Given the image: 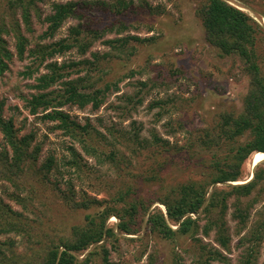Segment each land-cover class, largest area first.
<instances>
[{"label": "rangeland", "instance_id": "obj_1", "mask_svg": "<svg viewBox=\"0 0 264 264\" xmlns=\"http://www.w3.org/2000/svg\"><path fill=\"white\" fill-rule=\"evenodd\" d=\"M10 1L0 0V29L7 32L3 39L12 54L8 71L0 77L2 118L12 121L18 135L33 134V145L41 147L36 168L49 156L54 157L55 165L44 181L26 182L21 195L25 207L11 200L14 188L0 182V201L19 213L22 224L28 226L26 233L0 236V244L13 242L11 252L19 264H25L33 256H41L39 250L50 242L57 245L68 237L71 227L83 226L87 215L110 211L114 215L108 217L105 226L113 229L114 235L91 246L79 256L80 260L88 258V264H201L209 261V251H219L223 260L212 264H241L252 244L241 247L239 242L255 232V224L260 221L258 205L250 210L249 223L241 232L231 222V210L228 211L232 241L227 251L216 246L213 234L204 237L201 231L173 240L162 239L150 231L143 210L131 225V234L117 229L116 213L125 204L142 201L149 207L148 212L154 208L164 212L156 200L188 181H209L213 156L221 161L234 147L223 141L214 153L215 150H203L196 141L205 130L218 129L223 116L240 115L249 90L242 61L234 55H221L205 39L196 11L208 0H124L129 5L120 14L110 8L117 0H35L30 12V31L25 27L21 11L12 9ZM67 2L75 3L76 17L67 19L53 38L42 39L47 29L45 18L52 13L53 4ZM226 3L243 7L239 10L264 30L256 18L264 21V0ZM73 28H78L86 41L92 40L94 33L99 36L84 55L73 49L42 64L29 55L37 46L70 37ZM19 34L26 39L23 59L16 55ZM259 38L256 48L263 71L264 35ZM116 39L124 41V47L114 50L105 44ZM51 62L65 66L63 72H73L71 79H82L90 91L109 87L97 110L91 106L61 109L70 119L81 126L89 125L93 132L105 137L103 140L99 135L95 142L104 154L113 149L109 145L112 137L120 136L113 131L132 132L134 128H139L140 138L148 142L152 141V134L157 135L165 142L164 147L138 150L136 154L133 149L127 150L124 156L128 160L121 162L118 165L121 170H117L113 165L99 164L86 156L78 143L54 130L58 123L42 119L50 110L31 115L25 101L36 94L31 87L38 77L47 73L46 65ZM72 64L80 65L71 68ZM25 72L32 75L28 77ZM61 89L57 84L51 90ZM237 142L241 143V139ZM71 145L81 156L78 172L64 164L71 159L68 150ZM2 149L5 144L0 133V152ZM251 156L241 167V179L230 185L252 179L255 169L251 168ZM248 200L245 198L244 202ZM71 202L88 204V208L74 210ZM203 223L199 222V228ZM258 246L254 264H264V239Z\"/></svg>", "mask_w": 264, "mask_h": 264}, {"label": "trees", "instance_id": "obj_2", "mask_svg": "<svg viewBox=\"0 0 264 264\" xmlns=\"http://www.w3.org/2000/svg\"><path fill=\"white\" fill-rule=\"evenodd\" d=\"M10 4L12 9L21 11L25 27L30 31V12L35 0H12ZM128 5L124 0H117L110 8L114 13L120 14L127 10ZM52 9V13L45 18L47 29L42 34V39L53 38L61 25L75 16L73 2L55 3ZM196 12L206 41L221 55L237 56L242 61L243 71L249 78V90L243 100L242 113L236 117L223 116L222 125L218 129L205 130L196 141L203 150H215L214 153L222 146L223 141L234 147L221 161L213 156L214 161L212 160L210 166L212 175L209 181H188L172 188L156 200L163 207L164 212L157 208L148 212L149 207L142 201L125 204L120 212L116 213L119 221L117 229L124 234H131L133 232L131 225L135 223L139 211L143 210L147 214L150 231L162 239L173 240L178 236L197 234L201 231L204 237L213 234L216 246L222 251H227L232 241L227 221L228 211L231 210V222H234L239 229L238 232H241L249 223L250 210L258 205L260 221L255 224V232L252 231L248 238H241L239 242L241 247L248 243L252 244L241 264H254L257 260L258 245L264 239V168H262L264 164L255 169L251 181L241 185L230 184L241 179V167L253 153L264 154V70L261 69L262 60L256 48L257 42L261 39L259 37L264 35V30L249 15L222 0H208ZM6 33L5 29H0V77L8 71V64L12 59V54L7 50L3 39ZM92 37V40L86 41L82 32L78 28H73L70 29V37L48 46H37L29 51V55L35 56L34 58L39 59L41 64L52 60L57 54L73 49L84 55L93 41L99 39L97 33ZM105 44L114 50L125 45L120 39L107 40ZM25 46L26 39L19 34L15 45L19 59H23ZM94 57L96 58V54ZM80 64H72L71 68ZM64 68L65 66H57L53 62L47 63V73L38 77L36 84L31 87L36 94H32L30 99L25 101L31 115H36L39 110H50L42 119L58 123L53 126L54 130L61 131L72 143H78L86 156L96 159L99 164L113 165L117 170H121L118 168L121 162L128 160L124 156L127 150L133 149V154H136L138 150L164 147L165 142L157 135L152 134V141L148 142L140 138L139 128H134L132 132L113 131L120 136L112 137L109 145L113 149L104 154L99 144L95 142L99 135L103 140L105 137L99 132H93L89 125L81 126L61 109L66 106H75L79 109L91 106L93 110H97L109 87L90 91L83 84L82 79H71L73 72H63ZM24 75L30 77L32 72H25ZM57 84H60L62 89L57 92L52 91L51 89ZM108 131L110 134L113 133L111 130ZM0 133L5 144V149L0 152V182L8 183L13 187L11 200L25 207V199L21 198V195L25 190L26 182L30 179L44 181L53 171L55 159L49 156L40 167L36 168L40 161L41 147L33 145V134L18 135L12 121H5L2 118L1 105ZM238 139H241V143L237 142ZM68 150L71 159L64 163L65 166L74 168L76 172L80 171L81 156L72 145ZM219 186L224 188L220 189ZM245 198L249 200L244 202ZM65 200L68 203L67 197ZM71 207L74 210H85L88 204L71 202ZM113 213L108 211L87 215L83 226L71 227L68 237L62 238L57 245L50 242L39 250L41 256H33L28 263L25 261V264H88V258L80 260L79 256L91 246L100 243L104 237L114 235L113 229L105 226L106 220L114 215ZM200 221L204 222L201 228L198 225ZM26 228L28 229V226L22 224L20 214L13 212L8 205L0 201V236L20 235L28 232ZM11 247H13L11 241L0 244V264H19V260L11 252ZM208 258L209 261L201 264H212L223 260L219 251H209Z\"/></svg>", "mask_w": 264, "mask_h": 264}, {"label": "bare ground", "instance_id": "obj_3", "mask_svg": "<svg viewBox=\"0 0 264 264\" xmlns=\"http://www.w3.org/2000/svg\"><path fill=\"white\" fill-rule=\"evenodd\" d=\"M250 161H251V168H252V170H254L258 166H260L261 164H264V154L255 152V153L252 154ZM251 180L252 179L250 177L249 181H251ZM233 184H237V183H233Z\"/></svg>", "mask_w": 264, "mask_h": 264}, {"label": "water", "instance_id": "obj_4", "mask_svg": "<svg viewBox=\"0 0 264 264\" xmlns=\"http://www.w3.org/2000/svg\"><path fill=\"white\" fill-rule=\"evenodd\" d=\"M222 1H224V2H229V0H222ZM236 6L238 7V9H240V8H243V7H241L240 5H238V4H236ZM236 7V8H237ZM263 25H264V21L261 19V18H259V17H256Z\"/></svg>", "mask_w": 264, "mask_h": 264}]
</instances>
